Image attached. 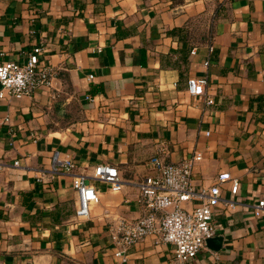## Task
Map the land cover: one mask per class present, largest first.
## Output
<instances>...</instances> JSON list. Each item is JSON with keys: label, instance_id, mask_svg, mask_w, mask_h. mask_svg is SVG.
<instances>
[{"label": "crops", "instance_id": "1", "mask_svg": "<svg viewBox=\"0 0 264 264\" xmlns=\"http://www.w3.org/2000/svg\"><path fill=\"white\" fill-rule=\"evenodd\" d=\"M39 44L52 86L0 98V264H264V0H0V62ZM192 76L214 103L189 91ZM160 146L169 161L202 153L197 191L230 173L214 207L222 242L180 262L148 235L122 260L116 220L140 215ZM55 149L97 187L89 216L73 174L52 170ZM99 162L117 166L120 189L94 177Z\"/></svg>", "mask_w": 264, "mask_h": 264}, {"label": "built area", "instance_id": "2", "mask_svg": "<svg viewBox=\"0 0 264 264\" xmlns=\"http://www.w3.org/2000/svg\"><path fill=\"white\" fill-rule=\"evenodd\" d=\"M42 52L43 46L39 44L25 61L0 62V98L8 94L22 97L44 86H52L56 70L53 64L41 57ZM187 82L192 94L205 95L208 104L215 102L207 91V76H192ZM164 151L165 147L160 146L158 153L149 160L150 171L138 181L140 215L137 218L119 216L116 220L113 236L119 247L115 254L122 260L127 259L130 246L148 235H157L161 242L173 245L175 257L180 262H187L195 258L206 246L207 239L217 232L214 207L221 200L220 183L230 178V173L219 174V182L197 191L193 184V169L202 160V153L196 151L179 161H169L163 156ZM51 160L53 171L73 174V187L79 196L77 214L89 216L91 204L100 200L97 187L87 180V174L76 172L78 164L73 156L55 149ZM94 177L110 182L113 189L122 187L119 169L109 162L97 163ZM238 188L239 180L233 178L231 190L237 192ZM194 198H200L201 202L191 208L186 207L185 203ZM263 209L264 199L254 204L256 215H260Z\"/></svg>", "mask_w": 264, "mask_h": 264}, {"label": "water", "instance_id": "3", "mask_svg": "<svg viewBox=\"0 0 264 264\" xmlns=\"http://www.w3.org/2000/svg\"><path fill=\"white\" fill-rule=\"evenodd\" d=\"M211 241H219L220 243L222 242V236H212V237H209L207 239V243L211 242Z\"/></svg>", "mask_w": 264, "mask_h": 264}]
</instances>
